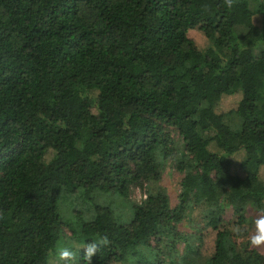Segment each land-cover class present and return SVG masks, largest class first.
<instances>
[{"label":"trees","instance_id":"trees-1","mask_svg":"<svg viewBox=\"0 0 264 264\" xmlns=\"http://www.w3.org/2000/svg\"><path fill=\"white\" fill-rule=\"evenodd\" d=\"M262 43L264 0H0V264H63L64 228L75 264L98 234L91 264H264L247 217L264 209ZM61 191L93 215L64 220Z\"/></svg>","mask_w":264,"mask_h":264},{"label":"rangeland","instance_id":"rangeland-1","mask_svg":"<svg viewBox=\"0 0 264 264\" xmlns=\"http://www.w3.org/2000/svg\"><path fill=\"white\" fill-rule=\"evenodd\" d=\"M255 3L250 2V7L253 8ZM237 31H242L241 27H237ZM264 48V43L258 45L254 48L253 52L255 55H258L260 51ZM224 122L229 125L231 128H238L239 126V119L235 116H228L224 118ZM167 130L170 133L171 138L173 139L175 146L178 150H183V143L181 140L180 135L178 134L177 130L174 128L168 127ZM211 131H203L201 135L208 136L211 135ZM182 174L178 172L173 163L169 160L165 163L164 170L162 172L161 179L159 181L160 186L165 190L169 197V204L174 206L177 202V195L179 193V181ZM130 198L134 202H141L144 198V194L139 191L137 188L132 187L130 189ZM58 210L60 215L64 220H68L73 217L75 211L79 210L80 214L84 218H90L93 215V210L91 205L82 199L79 192L76 193H68L65 191H61L58 196ZM230 210H227L226 217H229ZM264 215V212H261L260 209L250 206L247 208V217L250 222L251 228L248 234V238L255 232L256 228V219L260 216ZM202 221L199 220V213L197 211H193L190 213L183 221H181L178 225V229L183 233H189L194 231L195 229L202 226ZM64 244L70 245L71 239L69 231L64 228L62 233V238L60 239ZM191 242L195 243L196 240H191ZM250 247L258 252H264V244L259 246H254L250 243ZM140 250L144 251L147 255L150 254V250L144 247H140ZM185 250L184 243L182 241L177 243V254H183ZM121 264V263H118Z\"/></svg>","mask_w":264,"mask_h":264},{"label":"clouds","instance_id":"clouds-1","mask_svg":"<svg viewBox=\"0 0 264 264\" xmlns=\"http://www.w3.org/2000/svg\"><path fill=\"white\" fill-rule=\"evenodd\" d=\"M226 3L229 7L232 5V0H226ZM211 42H207V45L202 43L201 48L210 46ZM261 212H264V209H260ZM256 228L255 232L249 236V242L254 246H259L264 244V215H260L256 219ZM237 232L241 229H235ZM107 235L98 234L96 238L86 240L81 247H83L82 257L85 260L86 264H91L92 257L98 254L100 248L108 244ZM54 252L59 261H62L63 264H75L76 253L73 251L71 245L64 244L62 241H58L54 246Z\"/></svg>","mask_w":264,"mask_h":264}]
</instances>
